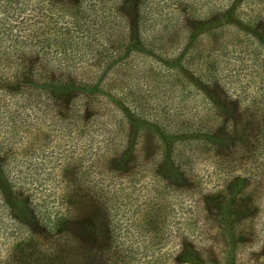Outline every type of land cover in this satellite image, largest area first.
Returning <instances> with one entry per match:
<instances>
[{
  "label": "rangeland",
  "instance_id": "obj_1",
  "mask_svg": "<svg viewBox=\"0 0 264 264\" xmlns=\"http://www.w3.org/2000/svg\"><path fill=\"white\" fill-rule=\"evenodd\" d=\"M33 4L17 0L7 13L0 75L33 60L42 28ZM148 8L140 48L116 51L128 37L116 30L122 21L108 19L97 24L102 34L70 31L41 55L55 76L83 88L56 95L25 81L0 85L11 179L37 178L48 219L67 207V230L81 240L93 232L88 204L102 200L125 243L137 234L147 253L137 264H264V166L244 159L245 135L260 128L251 100L264 83V0H148ZM113 50L118 60L103 63ZM9 216L0 206V264L12 253L39 264L52 238Z\"/></svg>",
  "mask_w": 264,
  "mask_h": 264
},
{
  "label": "trees",
  "instance_id": "obj_2",
  "mask_svg": "<svg viewBox=\"0 0 264 264\" xmlns=\"http://www.w3.org/2000/svg\"><path fill=\"white\" fill-rule=\"evenodd\" d=\"M16 2L17 0H0V32H4L8 27L6 20L9 15L7 13ZM53 8H57V10L54 11ZM30 9V14L35 16V21L42 24L40 34L35 35L37 40L33 60L23 59L21 69H14L13 73L9 75L10 77L1 73L0 85L5 88H12L25 81L26 85L35 86L39 84L40 87H44L56 95L66 94L69 89L75 90L76 84L84 87L83 83L74 85L65 79H60L58 75L55 76L51 67L45 64L46 59H41V55L49 52L50 46L57 49V47L64 45L65 41L61 39L62 36L65 37L70 31L82 36L88 32L89 26L95 28L92 32L102 34L103 31H100L97 24L100 25L101 22L108 19H117L123 22L122 28L116 29L117 32L126 34L128 38L124 44L117 46L115 50L118 49L120 52L121 50L136 49L141 47V44L138 43V34L141 28L145 26L144 23L148 17L152 16L149 15L148 0H34ZM10 14L12 15V13ZM12 16L16 21L26 19L22 14ZM57 17L63 20L58 22ZM51 32H59L61 37L58 36L60 38L57 39L48 37ZM111 32L112 30H108L106 33L110 34ZM261 44L264 47V42L261 41ZM116 51L113 50V53L105 56L104 60L101 59L103 63L107 62L108 65H113L118 60L115 56ZM36 54H40V57ZM262 59H264V55ZM34 61H37L38 65L33 66ZM96 83L95 85L98 86L99 82ZM259 87L261 90L258 93V100L253 103L254 100L252 99L251 105L255 106L252 114L255 116L257 111L260 114V128L249 131L245 135L247 146L244 155V159L252 162V167L256 168L264 166V83ZM234 122L235 119L232 123ZM12 130L13 128L8 131L11 132ZM214 137L211 138V142L219 148L223 147V143ZM13 142L14 139L10 136V140L4 148L0 145V206L21 227L30 230V232L44 233L45 237L52 238L48 241L47 248L39 253L37 258L40 259L39 264H47L45 260L50 257L57 259L56 264H137V258L147 255L144 247H142V251L137 250L139 245L137 234H128L126 239L129 241L125 243V239L121 238L118 217L106 208L102 211L100 207L102 200L94 199L87 206L86 215L93 225L91 239L81 240L77 233L75 235L70 229V231L67 230V222L64 218L66 211H68L67 207L63 211H55V215L48 219L49 215L45 212V205H43L45 198L49 196L47 193L42 194L45 186L40 185L41 182L37 178L30 177L27 185L24 183L15 185L11 179L13 176L11 172L14 168L10 167L9 162H11V158H15ZM20 170L17 167L15 172L19 173ZM237 174V177L241 175L240 173ZM247 175L249 176V171ZM30 195L40 197V201L32 202ZM53 201L51 200V202ZM13 255L14 253H12V261L9 264H23L26 261L25 258ZM134 256L138 257L133 262ZM151 264H158V261L154 259Z\"/></svg>",
  "mask_w": 264,
  "mask_h": 264
}]
</instances>
